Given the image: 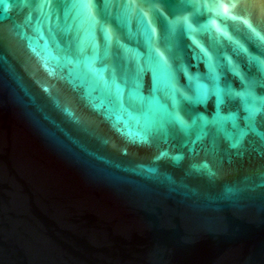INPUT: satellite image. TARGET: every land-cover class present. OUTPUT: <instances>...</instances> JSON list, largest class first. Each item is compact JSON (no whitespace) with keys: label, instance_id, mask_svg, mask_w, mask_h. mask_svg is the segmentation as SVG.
Listing matches in <instances>:
<instances>
[{"label":"water","instance_id":"obj_1","mask_svg":"<svg viewBox=\"0 0 264 264\" xmlns=\"http://www.w3.org/2000/svg\"><path fill=\"white\" fill-rule=\"evenodd\" d=\"M257 102L264 0H2L0 264H264Z\"/></svg>","mask_w":264,"mask_h":264},{"label":"snow or ice","instance_id":"obj_2","mask_svg":"<svg viewBox=\"0 0 264 264\" xmlns=\"http://www.w3.org/2000/svg\"><path fill=\"white\" fill-rule=\"evenodd\" d=\"M0 2H2V0H0ZM145 2L152 4L184 3L186 2V0H145ZM194 22L195 21L192 19V17H183L168 21L166 26V32L168 37L171 38L172 36L175 35L177 31H184V32L194 31L193 29ZM148 35H149V40H151V35H152L151 30H149ZM112 42L113 41L111 34L105 31L103 47L89 43L86 47L82 46L81 55L87 56L91 68H96L97 65L103 68V73H102L103 77L111 82V85L114 89V94L119 98L122 95L121 84L124 82L125 79H127V74L122 73L119 70L115 72H110V65L108 64V61L112 55V50H111ZM205 55L207 57V54ZM155 59L162 66H166V60L161 52L155 51ZM207 62H208V71L210 78L209 91H211L213 85L216 82V65L213 63L211 57H207ZM221 100H223V93L221 94ZM257 107H259L258 112L256 111ZM250 115L257 117L264 115V104H260L259 102H257V104L253 105V108L250 110ZM196 121L198 124H202V128L206 132L207 128L209 127V123L201 121L199 118H197ZM162 123L164 125H172L181 132L187 133L189 135H191L194 130L199 131V128L193 127V121L186 120L179 112H177V114L174 115L173 119L165 120ZM260 131L262 134H264V129H261Z\"/></svg>","mask_w":264,"mask_h":264}]
</instances>
